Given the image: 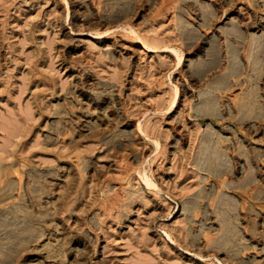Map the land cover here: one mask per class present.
<instances>
[{"label":"rangeland","instance_id":"1","mask_svg":"<svg viewBox=\"0 0 264 264\" xmlns=\"http://www.w3.org/2000/svg\"><path fill=\"white\" fill-rule=\"evenodd\" d=\"M0 264H264V0H0Z\"/></svg>","mask_w":264,"mask_h":264},{"label":"bare ground","instance_id":"2","mask_svg":"<svg viewBox=\"0 0 264 264\" xmlns=\"http://www.w3.org/2000/svg\"><path fill=\"white\" fill-rule=\"evenodd\" d=\"M171 107V106H170Z\"/></svg>","mask_w":264,"mask_h":264}]
</instances>
